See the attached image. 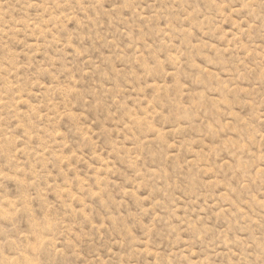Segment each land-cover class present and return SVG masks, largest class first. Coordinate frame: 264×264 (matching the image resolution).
<instances>
[{"label": "rangeland", "instance_id": "obj_1", "mask_svg": "<svg viewBox=\"0 0 264 264\" xmlns=\"http://www.w3.org/2000/svg\"><path fill=\"white\" fill-rule=\"evenodd\" d=\"M0 264H264V0H0Z\"/></svg>", "mask_w": 264, "mask_h": 264}]
</instances>
